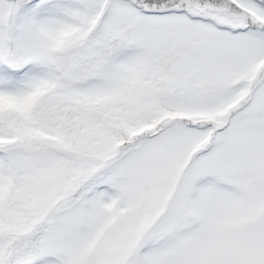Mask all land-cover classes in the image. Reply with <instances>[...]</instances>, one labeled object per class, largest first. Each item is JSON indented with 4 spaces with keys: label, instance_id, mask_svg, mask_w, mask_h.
Wrapping results in <instances>:
<instances>
[{
    "label": "snow or ice",
    "instance_id": "6c2138e0",
    "mask_svg": "<svg viewBox=\"0 0 264 264\" xmlns=\"http://www.w3.org/2000/svg\"><path fill=\"white\" fill-rule=\"evenodd\" d=\"M0 264H264V0H0Z\"/></svg>",
    "mask_w": 264,
    "mask_h": 264
}]
</instances>
